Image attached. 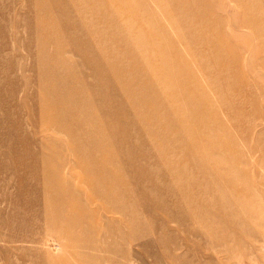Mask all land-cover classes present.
I'll use <instances>...</instances> for the list:
<instances>
[{
  "label": "rangeland",
  "instance_id": "374dc122",
  "mask_svg": "<svg viewBox=\"0 0 264 264\" xmlns=\"http://www.w3.org/2000/svg\"><path fill=\"white\" fill-rule=\"evenodd\" d=\"M0 264H264V0H0Z\"/></svg>",
  "mask_w": 264,
  "mask_h": 264
}]
</instances>
